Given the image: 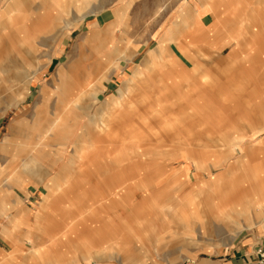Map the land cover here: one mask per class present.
Wrapping results in <instances>:
<instances>
[{"label":"rangeland","instance_id":"1","mask_svg":"<svg viewBox=\"0 0 264 264\" xmlns=\"http://www.w3.org/2000/svg\"><path fill=\"white\" fill-rule=\"evenodd\" d=\"M12 3L0 264H209L264 229V201L233 211L264 186V0Z\"/></svg>","mask_w":264,"mask_h":264},{"label":"crops","instance_id":"2","mask_svg":"<svg viewBox=\"0 0 264 264\" xmlns=\"http://www.w3.org/2000/svg\"><path fill=\"white\" fill-rule=\"evenodd\" d=\"M30 4V0H13V3L10 6V9L8 11V14H13V12H17L21 10L22 8L26 7ZM13 9V10H12ZM146 58L149 59V71L150 73H158L162 76L165 75V73H161V71L166 67L167 69V62L165 57L163 55H149ZM145 68V67H144ZM141 69L135 70L134 74L143 75V73L140 71ZM164 72V71H163ZM160 76V77H161ZM134 78L130 79L128 82L131 85H133ZM129 107V109H131ZM124 110V108H123ZM125 111V110H124ZM260 176V169L252 170L249 173H246L243 177V184H242V193L240 194L239 189H236L237 197L240 200L241 204H234L233 205V211L236 213L237 216L247 214L250 210V208L259 201H264V186L259 181ZM227 191H230L228 189ZM239 193V194H238ZM234 195V194H233ZM231 197H229V202H231ZM235 201V200H233ZM227 202V203H229ZM229 205V204H227ZM240 207V208H238ZM236 208V209H235ZM231 212H225V217L229 218L232 216L230 215ZM232 220V219H230ZM233 221V220H232ZM241 230L240 226L234 229V232H238ZM260 249H264V229L258 227L251 233H246L242 236L241 239H239L236 242V245L233 246L232 249H230L228 253L229 257H226L224 261H211L209 264H258V251ZM205 264V263H202Z\"/></svg>","mask_w":264,"mask_h":264},{"label":"built area","instance_id":"3","mask_svg":"<svg viewBox=\"0 0 264 264\" xmlns=\"http://www.w3.org/2000/svg\"><path fill=\"white\" fill-rule=\"evenodd\" d=\"M258 264H264V249L258 251Z\"/></svg>","mask_w":264,"mask_h":264},{"label":"bare ground","instance_id":"4","mask_svg":"<svg viewBox=\"0 0 264 264\" xmlns=\"http://www.w3.org/2000/svg\"><path fill=\"white\" fill-rule=\"evenodd\" d=\"M82 16H83V15H82ZM69 79H71V78L69 77ZM69 84H70V81H69V83H67V82H66V84H65V85H67V86H68ZM99 85H100V84H98V85L96 86V88H95V89H98L99 87H100V89H101V86H99ZM74 86H75V85H74ZM120 98H121V96H120ZM116 100H117V99H116ZM57 125H58V124H57ZM58 128H59V127H58ZM65 128H66V127H65ZM65 128H64V129H65ZM63 131H64V130H63ZM63 133H64V132H63ZM66 136H67V135H66Z\"/></svg>","mask_w":264,"mask_h":264}]
</instances>
